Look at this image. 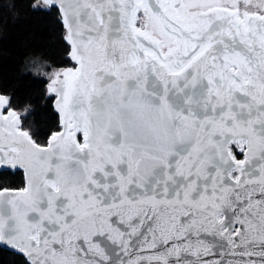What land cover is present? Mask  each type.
Returning <instances> with one entry per match:
<instances>
[{"label": "snow or ice", "instance_id": "obj_1", "mask_svg": "<svg viewBox=\"0 0 264 264\" xmlns=\"http://www.w3.org/2000/svg\"><path fill=\"white\" fill-rule=\"evenodd\" d=\"M25 4L56 14L65 66L34 61L59 116L46 145L0 91V175L26 179L0 183V248L21 264H264V0Z\"/></svg>", "mask_w": 264, "mask_h": 264}, {"label": "trees", "instance_id": "obj_2", "mask_svg": "<svg viewBox=\"0 0 264 264\" xmlns=\"http://www.w3.org/2000/svg\"><path fill=\"white\" fill-rule=\"evenodd\" d=\"M16 15L7 10L0 13V91L15 98L16 106L32 108L33 114L24 121V127L39 132L42 144L57 130L58 114L52 100L46 99L47 80L26 71L29 58H39L53 66H65L62 25L56 14H40L27 10L25 0H16ZM4 186L24 184L23 174L0 175ZM0 264H21L20 258L6 248H0Z\"/></svg>", "mask_w": 264, "mask_h": 264}, {"label": "rangeland", "instance_id": "obj_3", "mask_svg": "<svg viewBox=\"0 0 264 264\" xmlns=\"http://www.w3.org/2000/svg\"><path fill=\"white\" fill-rule=\"evenodd\" d=\"M39 61L41 64L46 63L44 60L39 59V58H29L26 63H25V69L26 71H30L31 73H33L36 76H40L42 78H45L47 80V77H45L42 73H43V69H39L36 67V65L34 64V61ZM48 83V80L47 82ZM46 86V85H45ZM46 89V88H45ZM53 98V97H52ZM47 142V141H46ZM242 159V156L240 157Z\"/></svg>", "mask_w": 264, "mask_h": 264}, {"label": "water", "instance_id": "obj_4", "mask_svg": "<svg viewBox=\"0 0 264 264\" xmlns=\"http://www.w3.org/2000/svg\"><path fill=\"white\" fill-rule=\"evenodd\" d=\"M45 88H47V83H46V86H45ZM52 105H53V109H54V111H55V98L53 97V100H52ZM56 112V111H55ZM57 113V112H56ZM58 114V113H57ZM58 118H59V116H58ZM47 140H48V138H47ZM80 142H83V140H82V137H81V139H80ZM46 144H47V142H46ZM46 144H44V145H46ZM243 158V157H242ZM23 171V170H22ZM23 178H24V185L22 186V187H25L26 186V179H25V175H24V172H23ZM22 187H18V188H13V189H20V188H22Z\"/></svg>", "mask_w": 264, "mask_h": 264}, {"label": "flooded vegetation", "instance_id": "obj_5", "mask_svg": "<svg viewBox=\"0 0 264 264\" xmlns=\"http://www.w3.org/2000/svg\"><path fill=\"white\" fill-rule=\"evenodd\" d=\"M25 129H28V128H25ZM44 144H46V143H44ZM20 172H21V174H23V171H22V169L21 170H19ZM18 171V172H19ZM24 185V184H23ZM23 185H21V186H19V187H22ZM7 187H9V186H7ZM11 188H18V187H11Z\"/></svg>", "mask_w": 264, "mask_h": 264}]
</instances>
